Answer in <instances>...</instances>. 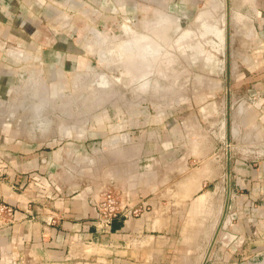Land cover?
<instances>
[{
    "label": "crops",
    "instance_id": "obj_1",
    "mask_svg": "<svg viewBox=\"0 0 264 264\" xmlns=\"http://www.w3.org/2000/svg\"><path fill=\"white\" fill-rule=\"evenodd\" d=\"M92 1L0 0V199L20 214L0 230V264H196L204 247L201 235L219 198L225 200L227 194L231 221L209 249L205 264H264V0H232L239 15L233 23L249 31L257 51L245 56L246 70L237 77L250 74L251 87L235 88L238 104L226 117L234 120L238 136H219L216 159L205 139L199 153L196 147L175 149L176 137L161 138L165 150L156 146L157 156L148 162L138 158L142 162L136 167L135 187L125 191L120 184L111 185L120 200H130L141 211L118 213L106 229L96 227L91 200L98 191L79 188L70 178L80 173L76 124L69 129L65 125L59 135L35 136L30 128L19 130L1 112L7 107L4 100L16 92V79L33 76V62L38 63L34 71L47 80L65 77V58L80 60L76 42L58 32L65 30L60 19L66 8H76L78 18L82 5L92 13L97 10ZM49 13L54 14L51 20ZM54 27V38L33 39L36 32ZM130 47L123 48L129 55ZM49 86L42 92L51 90ZM215 105L203 94L192 121L204 123L205 112ZM38 141L59 146L39 149L34 144ZM194 159L201 160L199 166L192 167ZM36 179L44 191L34 185Z\"/></svg>",
    "mask_w": 264,
    "mask_h": 264
},
{
    "label": "rangeland",
    "instance_id": "obj_2",
    "mask_svg": "<svg viewBox=\"0 0 264 264\" xmlns=\"http://www.w3.org/2000/svg\"><path fill=\"white\" fill-rule=\"evenodd\" d=\"M92 3L97 9L92 13L82 5L78 18L76 8H66L60 19L65 30L58 32L76 42L80 60L65 58L61 66L65 77L47 80L34 71L38 63L33 62V76L28 80L18 77L15 94L4 100L7 107H2L3 116L17 122L22 132L30 128L35 136L59 135L65 125L69 129L76 124L80 131V173L70 178L75 186L96 192L107 189L114 193V183L125 191V187H135L139 160L148 162L157 156L156 146L165 150L161 143L164 137H176L178 151L189 146L199 153L200 141L205 139L216 159L222 145L219 136H238L234 120L226 121V117L238 104L240 96L234 94L235 88L251 87L250 74L241 80L237 77L246 70L245 56L257 52L249 31L233 23L237 11L232 0ZM48 17L51 20L54 14ZM88 26L94 27L97 35ZM55 29L36 32L33 39L54 38ZM127 40L131 55L123 49ZM50 84L54 90L42 92L51 88ZM25 86L27 92L23 91ZM203 94L216 105L205 112L204 123L199 124L192 118ZM220 115L225 118L219 122ZM34 144L45 150L59 146L41 141ZM200 161L194 159L192 167Z\"/></svg>",
    "mask_w": 264,
    "mask_h": 264
},
{
    "label": "built area",
    "instance_id": "obj_3",
    "mask_svg": "<svg viewBox=\"0 0 264 264\" xmlns=\"http://www.w3.org/2000/svg\"><path fill=\"white\" fill-rule=\"evenodd\" d=\"M33 183L40 188L38 189L39 192L44 191L39 186L37 179ZM47 196L50 197L51 195ZM91 201L97 214L96 227L100 229H106L110 225L111 219L120 212L125 216H129L136 215L142 209V207L130 205L128 199L120 200L117 195L107 189L99 191ZM19 217L18 209L14 205L0 199V230L4 224L13 222ZM17 263L22 264L19 261Z\"/></svg>",
    "mask_w": 264,
    "mask_h": 264
},
{
    "label": "water",
    "instance_id": "obj_4",
    "mask_svg": "<svg viewBox=\"0 0 264 264\" xmlns=\"http://www.w3.org/2000/svg\"><path fill=\"white\" fill-rule=\"evenodd\" d=\"M223 197L221 196V198H219L213 217H211V220L207 225L206 234L204 236L205 244L200 255L197 257V264H205L209 249L218 241L220 235L224 234L227 225L231 221V216L227 213L228 194L225 195V200H223Z\"/></svg>",
    "mask_w": 264,
    "mask_h": 264
},
{
    "label": "bare ground",
    "instance_id": "obj_5",
    "mask_svg": "<svg viewBox=\"0 0 264 264\" xmlns=\"http://www.w3.org/2000/svg\"><path fill=\"white\" fill-rule=\"evenodd\" d=\"M207 11H208V10H207ZM201 12H202V11H201ZM204 12H206V9L204 10ZM199 13H200V11H199ZM199 13H198V14H199ZM205 14L207 15V12H206ZM208 14H209V12H208ZM210 15H212V14L210 13ZM201 16H202V15H201ZM201 16H200V17H201ZM203 16H204V15H203ZM203 16H202V17H203ZM207 16H208V15H207ZM200 17H197V19L200 20ZM208 17H209V16H208ZM213 17H214V16H213ZM213 17H212V18H213ZM238 17H239V15H238L237 13L234 14L233 19H234L235 22L238 20ZM203 18H204V17H203ZM240 21H241V20H240ZM211 22H212V21H211ZM235 22H234V23H235ZM237 22H238V21H237ZM237 22H236V23H237ZM125 25H126V24H125ZM239 25H240V24H239ZM126 27H127V26H126ZM210 27H211V26H210ZM235 28H236V27H235ZM238 28H239V27H238ZM237 30H238V29H237ZM123 34H124V33H123ZM217 35H218V34H217ZM126 44H127V43H126ZM125 46H127V45H125ZM142 48H143V47H142ZM146 48H147V47H146ZM146 48L144 47V49H146ZM137 50H138V49H137ZM139 51H140V53H141L142 50L139 48ZM143 51H144V50H143ZM174 54H175V53H174ZM177 56H178V55H177ZM176 59H177V58H176ZM176 63H177V62H176ZM180 64H181V63H180ZM177 66H178V65H177ZM182 75H183V74H182ZM183 78H184V77H183ZM175 80H176V79H175ZM175 80H174V81H175ZM176 87H177V86H176Z\"/></svg>",
    "mask_w": 264,
    "mask_h": 264
}]
</instances>
